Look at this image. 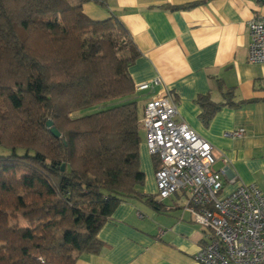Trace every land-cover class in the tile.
<instances>
[{
	"label": "trees",
	"instance_id": "1",
	"mask_svg": "<svg viewBox=\"0 0 264 264\" xmlns=\"http://www.w3.org/2000/svg\"><path fill=\"white\" fill-rule=\"evenodd\" d=\"M88 1L104 6L0 0V264H75L100 252L98 231L124 199L161 209L137 190L141 124L127 97L138 51L116 16L85 15ZM196 102L205 122L219 108Z\"/></svg>",
	"mask_w": 264,
	"mask_h": 264
},
{
	"label": "crops",
	"instance_id": "2",
	"mask_svg": "<svg viewBox=\"0 0 264 264\" xmlns=\"http://www.w3.org/2000/svg\"><path fill=\"white\" fill-rule=\"evenodd\" d=\"M82 11L92 20L116 16L125 26L138 51L128 67L133 84L159 79L153 89L142 92H146L142 109L151 97L170 96L177 118L210 143L219 166L214 167L222 168L226 158L228 173H234L238 183L254 184L264 195V70L248 58V23L264 14V4L255 0H104V6L85 2ZM200 95L219 105L207 122L201 119L202 109L196 102ZM238 128L245 129L242 137L224 135ZM139 151L147 186L137 190L154 195L161 209H152L142 199H124L98 231L103 244L100 252L84 253L75 264H201L193 256L209 242V230L184 210L182 193L157 198L153 158L145 140Z\"/></svg>",
	"mask_w": 264,
	"mask_h": 264
},
{
	"label": "built area",
	"instance_id": "3",
	"mask_svg": "<svg viewBox=\"0 0 264 264\" xmlns=\"http://www.w3.org/2000/svg\"><path fill=\"white\" fill-rule=\"evenodd\" d=\"M264 4V0H255ZM248 58L264 70V14L248 23ZM159 79L134 83L136 92L148 91ZM264 88V73L261 79ZM140 124L145 131L148 154L156 159L154 179L160 200L176 193L186 197L184 210L193 221L209 230L210 240L193 258L201 264H264V195L254 184L238 183L224 166L214 167L212 147L187 123L177 118L174 101L168 95L149 98ZM244 128L227 131L228 137H242ZM236 184V185H235ZM235 187L227 191V187Z\"/></svg>",
	"mask_w": 264,
	"mask_h": 264
},
{
	"label": "rangeland",
	"instance_id": "4",
	"mask_svg": "<svg viewBox=\"0 0 264 264\" xmlns=\"http://www.w3.org/2000/svg\"><path fill=\"white\" fill-rule=\"evenodd\" d=\"M145 94H146V92H144V93L137 92V93L132 94L130 96V98H129V99H134L136 101V103H137V110H138V114H139V121H140L141 116H142L141 115L142 114V100L144 99ZM115 104H117V101L116 100H111V101L103 102V103L98 104V105H96L94 107H90V108H86V109H83V110H80V111L73 112L71 114V116L72 117L81 116V115H84L86 113H89V112H92V111H95V110H99V109H103L105 107L113 106ZM139 136L141 138V142L145 140V131H144V129H143L142 126L139 129ZM0 150H1V148H0ZM139 155H140V151H139ZM152 161L154 162V160H152ZM215 167L218 168L219 166L216 164ZM146 186H147V181H146V178H144L143 184L140 187H138V189H141V188L144 189ZM149 188L151 190V188H152L151 185H149ZM148 192L149 193H152L153 191H151V192L148 191Z\"/></svg>",
	"mask_w": 264,
	"mask_h": 264
},
{
	"label": "water",
	"instance_id": "5",
	"mask_svg": "<svg viewBox=\"0 0 264 264\" xmlns=\"http://www.w3.org/2000/svg\"><path fill=\"white\" fill-rule=\"evenodd\" d=\"M46 127L49 128L52 135L59 137V135H60L59 131L52 126V122L50 120L47 121Z\"/></svg>",
	"mask_w": 264,
	"mask_h": 264
}]
</instances>
